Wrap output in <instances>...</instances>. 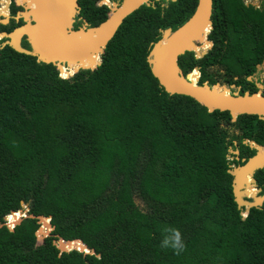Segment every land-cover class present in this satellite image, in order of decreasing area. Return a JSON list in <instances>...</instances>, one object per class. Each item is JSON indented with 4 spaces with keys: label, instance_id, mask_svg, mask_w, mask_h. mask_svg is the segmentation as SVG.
I'll use <instances>...</instances> for the list:
<instances>
[{
    "label": "trees",
    "instance_id": "obj_1",
    "mask_svg": "<svg viewBox=\"0 0 264 264\" xmlns=\"http://www.w3.org/2000/svg\"><path fill=\"white\" fill-rule=\"evenodd\" d=\"M96 1L79 0L90 26L110 10ZM196 3L142 4L124 18L100 65L69 78L62 76L79 67H59L60 76L53 63L0 46V222L25 209L23 201L28 215L49 216L54 226L42 241L37 218L1 226L0 264H264V205L241 214L224 126L263 136V144L264 119L240 114L231 122L228 111L169 94L147 61L162 30L178 28ZM208 39L202 57L179 56L183 75L195 81L198 65V84L256 92L247 77L264 61V7L213 0ZM168 229L181 233L179 255L161 247ZM59 236L94 253L60 251Z\"/></svg>",
    "mask_w": 264,
    "mask_h": 264
},
{
    "label": "water",
    "instance_id": "obj_2",
    "mask_svg": "<svg viewBox=\"0 0 264 264\" xmlns=\"http://www.w3.org/2000/svg\"><path fill=\"white\" fill-rule=\"evenodd\" d=\"M34 2L32 6L31 2ZM152 0H121L114 6L110 7L107 17L104 21L95 26H89L84 19V25L78 29L72 28L73 16L79 5L77 0H22L20 3L24 5L28 12L23 11L26 27L24 25L17 26L13 31L9 33H3L4 36H8L10 40L0 43V46L10 45L16 51L25 54H30L36 57L37 61L45 63H53L56 69L61 75L59 65L67 66L69 62H81L85 59L91 60L93 55L96 54L99 61L94 66H80L68 77H71L79 69H95L101 63V54L104 52V48L107 43L116 33L118 27L123 22L124 18L139 8L142 4L150 5ZM212 4L213 0H197L195 9L191 16L178 28L172 30L166 28L162 30L161 38L152 43L147 57V61L150 64V69L153 76L157 79L159 85L169 94H182L187 95L196 100L201 105L205 106L208 111L214 110L228 111L232 116V120L240 114H254L259 118L264 119V95L261 90L256 92L244 91L243 93L231 92V87H235V84H220L216 82L209 84L205 81L202 84H198L197 81L193 83L184 84L179 77L184 76L180 67L178 66V58L186 51H194V47L200 44L199 38L205 37L208 40L210 46L212 42L208 39V34L212 28ZM9 5V4H8ZM51 14L57 18L59 15L63 18V32L59 33L53 28L49 22L47 14ZM31 16V18H29ZM32 20V22H31ZM2 21V20H1ZM31 22V23H30ZM183 27L185 30L181 34H178L173 41L166 46L164 39L167 41L174 34L179 32ZM28 35V42L32 50L23 48L20 45V39L22 35ZM75 37L83 34L84 36H95L89 40H81L77 43H73L70 35ZM2 36V32H0ZM0 36V37H1ZM209 46V48H210ZM40 48V49H38ZM41 50V51H40ZM206 50L196 57H201L206 54ZM62 76V75H61ZM64 77V76H63ZM248 80L251 77H247ZM192 82L188 79V82ZM215 86H222L223 89H228L229 92L225 93L221 89H217ZM257 147L256 153L249 157L243 164L238 165L233 169V193L234 198L239 207H247V211L252 206H261L262 198L257 197L253 202L246 201L242 198L240 188L245 176L249 174L251 176L255 170L264 168V148L263 145L255 144ZM260 146V147H258ZM245 160V159H244ZM245 181V180H244ZM241 182V186H239ZM25 209H19L12 211L18 213L15 221L10 225L7 221L6 215L3 217V222H0L1 226H7L12 229L16 224L27 216L37 218L39 227L35 234L38 241H42L44 237L52 235L51 232L54 226L50 223V217L43 215L27 214V205L21 201ZM47 219L49 230L43 227V219ZM43 228V229H42ZM71 242L81 243L80 248H74L68 246L64 247V244L69 245ZM57 247L60 251H69L76 249L83 251L84 253H94L92 248H89L80 239H64L59 236L57 240Z\"/></svg>",
    "mask_w": 264,
    "mask_h": 264
},
{
    "label": "flooded vegetation",
    "instance_id": "obj_3",
    "mask_svg": "<svg viewBox=\"0 0 264 264\" xmlns=\"http://www.w3.org/2000/svg\"><path fill=\"white\" fill-rule=\"evenodd\" d=\"M5 1H7V0H2V2H3L2 7L0 5V25H1L0 32H2V36L0 35L1 36L0 37V43H4V42L10 40V38L8 36H4L3 33H9L11 31H13V29L15 27L26 24L27 21L24 19V16L22 13H23V11L24 12L29 11V8L26 9L24 5L20 4L21 0H17V1L16 0H9L7 3ZM120 1L121 0H119V2ZM77 3L79 5V8L75 12V14L73 16V22H72V28L75 30L84 25L83 20L85 19L81 15V8L82 7L79 4V0H77ZM244 3L247 5L248 4L253 5L254 7H256L258 9H261L262 7H264V0H244ZM96 4L99 6L105 5L110 9L109 0H106V3L103 0H97ZM29 18H31V16H29ZM31 22H32V20H31ZM87 23H88V21H87ZM88 25H89V23H88ZM211 42H212V44H211V46H212L213 41H211ZM200 44H206V43H200ZM200 44H198V45H200ZM20 45L23 48H26L28 50H32V48L28 42V35L27 34L22 35V37L20 39ZM206 45L210 46V44H206ZM211 46H210V48H211ZM210 48L208 47V49L206 51L208 52V50ZM195 57H196V54H195ZM198 58H200V57H198ZM258 67L259 68L261 67L262 71L264 72V61L262 62V64L257 65V69H258ZM209 69L213 71V70L217 69V66L216 67L210 66ZM195 70L198 72V81H199L200 66H198V65L195 66L192 71H195ZM220 70L223 71V69H220ZM235 80H237V77H235ZM250 80H252V79H250ZM252 81L254 82L255 86L257 87V90H261L263 93L264 92V73H263L261 78H259L258 80H252ZM231 84H235V83H231ZM227 85H230V84H227ZM235 87H237L239 89V91L241 90L240 85L235 84ZM230 121L235 122L236 119L232 120V118H231ZM222 125H224V124H222ZM224 126L229 127V130H228L229 132H228L227 136L225 137V143L227 144V150H229V153H230L227 155V158L230 161L228 171L232 174L233 169L235 167L243 164L244 161H246L249 157L253 156L256 153L257 147L255 146V144H258V145L264 144V143L262 144L261 142L258 141V139H260V137L262 138L263 136L258 135V137H257V135L255 133H252L251 135H245V133L243 131H238V129L235 128L233 125L227 124ZM250 150H254L251 155H249ZM258 170H260V171H258ZM232 176H233L232 177V182H233L234 175L232 174ZM240 191L243 193L242 198L246 201L253 202L257 197L262 198V205L261 206H263L264 205V168H260V169L255 170L249 179H245V181H243V183H242ZM232 193H233V184H232ZM233 196H234V193H233ZM242 208H243L242 209V212H243L246 207H242ZM247 213H248V211L246 209V213L242 214L243 217H245L247 215Z\"/></svg>",
    "mask_w": 264,
    "mask_h": 264
},
{
    "label": "bare ground",
    "instance_id": "obj_4",
    "mask_svg": "<svg viewBox=\"0 0 264 264\" xmlns=\"http://www.w3.org/2000/svg\"><path fill=\"white\" fill-rule=\"evenodd\" d=\"M21 2H22V0H21ZM31 2V4H32V6H34V2L33 1H30ZM47 17H48V22H49V24L53 27V28H55L57 31H59V33L60 34H62V32H63V18H61V16L59 15L57 18H55V16H52L51 14H47ZM183 30H185V27H183L179 32H177L176 34H174L172 37H170L167 41L164 39V42H165V45L166 46H168L172 41H173V39L178 35V34H181L182 32H183ZM71 36V38H72V40H73V43H77V42H79V41H81V40H89V39H92L95 35L94 34H92V35H90V36H84L83 34H80L79 36H77V37H75V36H73L72 34L70 35ZM201 45H203V44H200V45H198L197 43H196V46L194 47V49L196 48V47H198V46H201ZM38 49H40V48H38ZM41 51V50H40ZM99 61V58L97 57V55L96 54H94L93 55V57H92V59L91 60H88V59H85L84 61H81V62H74V61H72V62H69L68 63V65L67 66H63V65H59V67H61L63 70H68V69H71V68H74V67H80V66H94V64H96L97 62ZM191 76H193V75H191ZM190 77V76H189ZM189 77H179V79L181 80V82H183L184 84H188V83H193V82H195V81H193V79L192 78H189ZM194 77V79L196 80V77L195 76H193ZM188 79L189 80H191L192 82H188ZM217 89H221V90H223L225 93H227V92H229L228 91V89H223V88H221L220 86H215ZM260 147V146H259ZM260 150H264V148L262 149V147H260L259 148ZM250 178V176H249V174H247L246 176H245V179H249ZM244 179V180H245ZM243 180V181H244ZM243 181H242V183H243ZM241 185V182H240V184H239V186ZM16 216H19V214L18 213H14V214H12L10 217H9V220H8V222H10V225H12V223L15 221V219H16ZM43 227H46V230H49V228H48V225L46 224V222H48L47 221V219H43ZM43 229V228H42ZM68 246H70V247H74V248H80L82 245H81V243H75V242H71L69 245H67V244H64V247L65 248H67Z\"/></svg>",
    "mask_w": 264,
    "mask_h": 264
},
{
    "label": "clouds",
    "instance_id": "obj_5",
    "mask_svg": "<svg viewBox=\"0 0 264 264\" xmlns=\"http://www.w3.org/2000/svg\"><path fill=\"white\" fill-rule=\"evenodd\" d=\"M168 233L169 234L166 235L164 239L162 240L161 247L163 248L171 247L172 249L175 250L176 254L179 255L184 247L183 241L181 238V233L178 229H168Z\"/></svg>",
    "mask_w": 264,
    "mask_h": 264
},
{
    "label": "rangeland",
    "instance_id": "obj_6",
    "mask_svg": "<svg viewBox=\"0 0 264 264\" xmlns=\"http://www.w3.org/2000/svg\"><path fill=\"white\" fill-rule=\"evenodd\" d=\"M119 2V0H109V6L111 7V6H114L115 4H117ZM0 5H1V3H0ZM24 26L26 27L27 25L26 24H24ZM209 47V46H208ZM208 47H205L204 49H200L199 51H196L195 52V54L196 55H200L201 54V52L202 51H205V50H207L208 49ZM263 71H262V69H261V67L259 68L258 67V69H257V71L253 74V76H251V79L252 80H258L259 78H261L262 77V75H263ZM66 78V77H65ZM198 81V80H197ZM219 83L220 84H226V83H222V82H220L219 81ZM227 85V84H226ZM231 92L232 91H234V92H239V89L237 88V87H231ZM228 154H230V153H228ZM230 158V157H229ZM241 196H242V194H241ZM135 199H136V202L138 203V205L140 206V207H142V209H146V206H145V204L136 196L135 197ZM246 209H247V207L245 208V210L241 213V214H245L246 213Z\"/></svg>",
    "mask_w": 264,
    "mask_h": 264
},
{
    "label": "built area",
    "instance_id": "obj_7",
    "mask_svg": "<svg viewBox=\"0 0 264 264\" xmlns=\"http://www.w3.org/2000/svg\"><path fill=\"white\" fill-rule=\"evenodd\" d=\"M198 80V76H197V78H196V80L195 81H197ZM245 216V215H244Z\"/></svg>",
    "mask_w": 264,
    "mask_h": 264
}]
</instances>
